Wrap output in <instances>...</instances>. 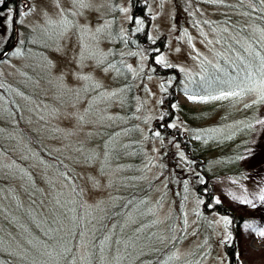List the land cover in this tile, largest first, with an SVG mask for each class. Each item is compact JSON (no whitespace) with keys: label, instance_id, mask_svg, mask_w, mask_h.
<instances>
[{"label":"rangeland","instance_id":"obj_1","mask_svg":"<svg viewBox=\"0 0 264 264\" xmlns=\"http://www.w3.org/2000/svg\"><path fill=\"white\" fill-rule=\"evenodd\" d=\"M21 1L26 5L14 14L13 5L0 0V52L15 40L12 19L17 28L12 54L0 61V88L4 80L15 85L21 109L14 123L0 96V147L17 160L0 154V254L13 264H90L94 248L86 240L99 217L123 191L135 189L146 194L143 203L132 202L115 242L97 250L94 264H137L164 239L173 245L170 255L192 256V264H230L225 244L238 264H264V76L253 45L260 34L243 15L251 0H139L147 41L164 40L155 62L180 74L167 130L189 137L194 152L208 150V174L231 166L236 157L221 148L248 129L232 144L242 147L247 139L239 172L209 180L213 200L241 218L235 237L229 219L206 213L190 188L201 169L184 159L178 143L153 130L170 113L163 97L173 81L153 75L145 52L120 44L135 41L144 25L131 0ZM14 126L45 136L66 162L62 180L68 184L37 162ZM132 140L139 156L128 148ZM74 196L87 206V233L74 261L65 262ZM146 216L154 222L142 224Z\"/></svg>","mask_w":264,"mask_h":264},{"label":"trees","instance_id":"obj_2","mask_svg":"<svg viewBox=\"0 0 264 264\" xmlns=\"http://www.w3.org/2000/svg\"><path fill=\"white\" fill-rule=\"evenodd\" d=\"M15 0H3V5L6 4L5 6H10L14 5ZM252 7H244L246 10L244 11V14L246 17H248L249 20H251L252 23L255 24L256 29H258V32L260 34L259 38L257 40L253 41V45H256V49H259L258 51V57L257 60H259L258 64L261 66V76H264V3H262V0H251ZM131 9L134 15H138L141 19V21L144 23L142 29L140 30V34L137 33L134 35L135 41H132L130 38H127V40H122L120 41V44L123 45L124 48L126 49H132L133 51H137V49H140L142 52H145L146 57L148 58V61L150 65L154 67V73L153 75L158 76V77H163V78H170L173 81V87H171L167 93L164 94V101L170 108V113L168 116L162 115L160 117L155 125L153 130L158 132V135L163 137L164 139H168L173 143H178L179 145L176 144V146H179L181 148V153L184 154L185 158L184 159H189L191 163H194L195 167H198V169H201V176L202 180H199L201 177H190L191 180V189L198 195V197L202 201V209L206 213H218L220 215L225 216L226 218L229 219V225H228V230L230 232L231 237H235L237 233V229L239 228L240 224L242 223L241 218H238L237 216L234 215L232 210L229 207H224L220 203L216 202L213 200V197L211 195L212 191V186L209 182V180L214 177L218 178L219 176H223L226 174H234L239 172L238 166H237V160L240 154V150L244 148V143L242 147L240 146H235L234 148L232 144L237 143V140L239 139L240 135L243 133H246L248 129H245L242 131V133L235 132L233 134H237V137H234L231 143H228L227 145L223 146L221 148L223 151L226 153L230 154L232 157L235 156L236 159L233 160V163L229 168L222 169L220 171H217L214 169V173H208L206 174L205 171V162H207L208 159V150L204 149L201 151V153L194 152L192 150V144L190 143L189 137H183L181 134H178L176 131L172 130H167L168 128L166 127L168 121L173 117V110L171 109V106L175 103V97L176 94L179 91V88L177 87V84L179 83L180 80V74L178 73L177 70L174 68H166V67H161L155 62V56L162 50L163 48V39H160L157 42L150 43L147 41V26L148 22L147 19L143 16V11H144V5H141L139 0H131ZM15 19H12V23L14 22ZM234 25V24H233ZM240 33L246 35L245 29L243 28L240 30ZM119 34H117L118 36ZM138 38V39H137ZM16 46L15 40L13 41L12 39L2 47L1 52H0V61L5 59L7 55H11L13 49ZM4 53H6L3 57H1ZM118 64V61H117ZM119 68L120 65L118 64ZM2 83V88H0V96H2V99L7 101V108L10 114L14 117L13 122L17 123L19 120H15L18 115V110H20V106L18 108V102L16 98L13 96V92L16 90V88H12L15 85L13 84H7V81H1ZM237 89V88H236ZM14 90V91H13ZM234 90V89H231ZM242 90V89H241ZM130 91V90H128ZM224 91H229L228 89L226 90H220L217 92H204V91H192L194 94H211V93H218V92H224ZM180 92V91H179ZM131 93V92H129ZM250 108V106L248 107ZM245 108V109H248ZM19 112V114H20ZM18 118L19 115H18ZM17 118V119H18ZM21 119V118H20ZM163 121H165L163 125ZM15 134H19L20 137L18 136V140H20L29 150H31V153L33 157L36 158L37 162L44 167H47L50 169L55 176H59V178L62 180V178H65L64 172H63V167L65 165V161L63 160L62 156L60 153L54 151L53 147L49 146L48 142L45 140L44 135H40L36 132L29 131L31 134L25 133L26 131L18 129L16 130L15 126L12 128ZM17 131V132H16ZM22 138L25 139L23 141ZM17 140V139H16ZM134 141L132 140L131 143L128 144V148L133 150V154L135 153L134 156H139L138 152V146L136 147L133 143ZM1 151L0 154L4 157V153H8L11 155L6 149H2L0 147ZM34 150V151H33ZM35 152V154H34ZM170 153V152H169ZM12 156V155H11ZM14 161L16 162V158L12 156ZM136 162V159L135 161ZM70 164V162H68ZM192 166V165H191ZM32 169H37L34 164L31 165ZM196 169V168H195ZM204 172V173H203ZM59 181V180H58ZM63 181V180H62ZM203 181V182H202ZM65 182V181H63ZM68 184L67 182H65ZM182 186V182H179L177 179L176 185H175V190L177 191L179 189V186ZM138 185V183H135L132 185L130 188H135ZM180 186V187H181ZM65 187V186H64ZM68 188V187H66ZM129 188V187H128ZM70 190V189H69ZM125 192L123 191L122 194L119 197H122L123 199L116 202L117 199L114 200V202H110L111 205L106 209L104 214L99 217L98 219V224H97V229L95 233L92 235V237L88 241V243H91L93 245L94 250L92 251L90 255V264H94V262L98 261V253L97 250H101L103 247H108L112 245L115 240L114 236L119 233V227H122L124 225V222L127 221V218L130 214V207L133 202V207L142 204L146 194L144 191L141 193H137L135 189H132V192L130 191L129 194H124ZM180 193H178L179 195ZM71 196V194H70ZM72 197V196H71ZM179 197H182L179 196ZM33 198L31 197L30 200ZM136 199V200H135ZM29 200V201H30ZM75 196L72 198V204L75 208V220L73 223L72 227V233H70V242L67 246L66 252L62 253V256L64 257L65 262H73L75 253L76 251L79 252L78 246L80 243H83V239L81 238V233L83 232L86 234V228H85V223L83 221V212L87 208V206L78 205L77 202H74ZM135 200V201H134ZM135 202V203H134ZM33 201H30L31 207L33 206ZM22 212V208H19ZM91 217V221H92ZM154 222V220L150 216H146L143 220L142 224H150ZM87 223V222H86ZM89 224V223H87ZM139 225V223H135ZM126 237H128V232H126ZM162 246H158L157 248L149 249L150 251L148 253H144V255L138 259L137 264H192V256L190 257H185L182 261V259H177L175 254L173 252L170 255V250L171 249V243L167 245L168 239H164L163 241L160 242ZM85 244V242H84ZM233 247L225 244V252L228 256V259L230 261V264H238L235 260V254L233 252ZM172 257L173 259H170ZM235 260V261H234ZM199 261H197L195 264H199ZM0 263L3 264H13V261L6 256H3L0 254ZM194 264V263H193Z\"/></svg>","mask_w":264,"mask_h":264},{"label":"flooded vegetation","instance_id":"obj_3","mask_svg":"<svg viewBox=\"0 0 264 264\" xmlns=\"http://www.w3.org/2000/svg\"><path fill=\"white\" fill-rule=\"evenodd\" d=\"M22 3L23 6L26 5V2L25 1H21V0H15V3L13 5V8H14V14H16V11L18 10V5ZM13 25H14V31L16 30V24L15 22H13ZM6 53H4L1 57H3Z\"/></svg>","mask_w":264,"mask_h":264},{"label":"snow or ice","instance_id":"obj_4","mask_svg":"<svg viewBox=\"0 0 264 264\" xmlns=\"http://www.w3.org/2000/svg\"><path fill=\"white\" fill-rule=\"evenodd\" d=\"M261 235H264V233H261Z\"/></svg>","mask_w":264,"mask_h":264},{"label":"water","instance_id":"obj_5","mask_svg":"<svg viewBox=\"0 0 264 264\" xmlns=\"http://www.w3.org/2000/svg\"><path fill=\"white\" fill-rule=\"evenodd\" d=\"M15 42H16V38H15Z\"/></svg>","mask_w":264,"mask_h":264}]
</instances>
